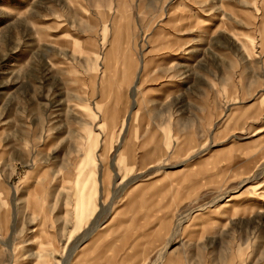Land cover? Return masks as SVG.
<instances>
[{
	"label": "rangeland",
	"instance_id": "1",
	"mask_svg": "<svg viewBox=\"0 0 264 264\" xmlns=\"http://www.w3.org/2000/svg\"><path fill=\"white\" fill-rule=\"evenodd\" d=\"M214 1L0 0V264H264V0Z\"/></svg>",
	"mask_w": 264,
	"mask_h": 264
},
{
	"label": "bare ground",
	"instance_id": "2",
	"mask_svg": "<svg viewBox=\"0 0 264 264\" xmlns=\"http://www.w3.org/2000/svg\"><path fill=\"white\" fill-rule=\"evenodd\" d=\"M216 1V0H215ZM214 1V2H215ZM196 63V62H195ZM189 66V65H188ZM190 67H188V69H189ZM192 68V67H191ZM190 68V69H191ZM195 68V67H194ZM188 71V70H187ZM193 71V70H192ZM189 72V71H188ZM263 164V163H262ZM255 172V171H254ZM253 172V173H254ZM263 172H264V166H260V167H258L257 168V171L254 173V174H252V176L250 177V176H247V177H245L244 179H242V181L240 182V185H244L245 183H247V182H249V181H251V180H255V179H257V178H259L260 176H262V174H263ZM135 180V178L134 177H131V179H128L126 182H125V179L122 181V186H121V189H124L125 187H127V186H129L133 181ZM222 198V197H221ZM231 199V198H230ZM230 199H228V200H230ZM220 199H218V201L217 202H220L219 201ZM222 200V199H221ZM215 202V201H214ZM1 204H2V202H0V208H1ZM217 204V203H216ZM251 207V206H250ZM17 209V208H16ZM20 211V210H19ZM256 211L258 212V213H262V212H264V203H260V205L257 207V209H256ZM91 226H94V228L96 229L97 228V226L95 227V221H92V224H91ZM94 228L92 229V231L94 230ZM13 231H16L15 230V226L13 227ZM92 232H89L88 233V235H90ZM87 235V236H88ZM174 237V236H173ZM172 239V238H171ZM0 242L1 243H3L4 245H7L9 248H10V250L12 251V253L15 255L16 253H15V251H13V244L11 243V244H9L8 242H2L1 241V239H0ZM6 243V244H5ZM168 243H170V242H168ZM167 247V246H166ZM166 250V249H165ZM165 250H163L164 252H165ZM162 251V252H163ZM75 252V251H74ZM164 252L161 254V256H160V258L158 259V261L156 262V264H162L163 262H164V259H165V256H164ZM166 253V252H165ZM73 254V252H71V253H69L68 254V260L67 261H62L63 262V264H68L69 263V260H71L70 259V256Z\"/></svg>",
	"mask_w": 264,
	"mask_h": 264
}]
</instances>
